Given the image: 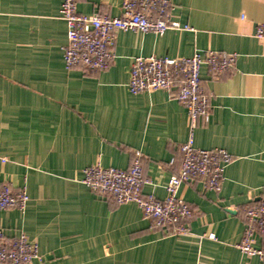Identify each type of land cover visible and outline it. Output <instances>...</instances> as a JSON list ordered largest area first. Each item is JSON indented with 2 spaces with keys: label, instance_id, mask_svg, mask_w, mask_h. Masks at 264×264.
Instances as JSON below:
<instances>
[{
  "label": "crops",
  "instance_id": "obj_1",
  "mask_svg": "<svg viewBox=\"0 0 264 264\" xmlns=\"http://www.w3.org/2000/svg\"><path fill=\"white\" fill-rule=\"evenodd\" d=\"M191 30L119 32L108 71L65 68L62 0H0V184L25 187L26 210H0L8 239L35 241L39 264H264L239 250L245 209L264 199V55L254 37L264 0H169ZM122 0H78L83 15L121 16ZM235 53L219 77L200 71L209 116L194 146L233 156L221 191L181 186L190 234L153 228L135 203L117 204L82 183L84 169H128L142 153L144 195L164 199L189 139L185 107L166 91L132 94L134 58ZM213 234L214 239L209 238ZM255 244L260 245L257 239ZM38 264V263H37Z\"/></svg>",
  "mask_w": 264,
  "mask_h": 264
},
{
  "label": "built area",
  "instance_id": "obj_2",
  "mask_svg": "<svg viewBox=\"0 0 264 264\" xmlns=\"http://www.w3.org/2000/svg\"><path fill=\"white\" fill-rule=\"evenodd\" d=\"M78 0H62L60 18L67 24V44L63 49L65 68L81 66L87 73L106 72L114 59L113 49L119 32L164 34L168 30L186 31L175 19L169 0H122L121 16L83 15ZM254 37L264 55V21L257 23ZM237 55L208 50L187 58L136 57L130 68L128 88L139 94L163 90L181 103L189 120V139L180 146L181 167L167 186L164 199L144 195L143 155L135 151L128 169L103 167L99 163L83 171L82 183L117 204L135 203L153 228L167 229L173 235L187 236L188 221L194 212L180 197L182 185L198 182L205 191L219 193L225 180V169L233 156L223 149H200L194 146V132L201 119L209 116L208 101L200 71L206 67L219 77L235 67ZM29 201L25 187L13 192L10 184H0V210L24 212ZM245 226L238 244L246 257L264 260V199L245 209ZM209 238L214 239L210 234ZM260 240V245L255 241ZM43 258L38 244L21 233L8 239L0 227V264H39Z\"/></svg>",
  "mask_w": 264,
  "mask_h": 264
}]
</instances>
